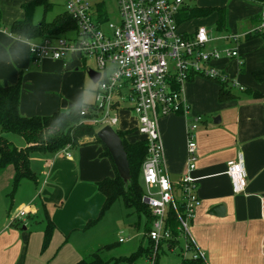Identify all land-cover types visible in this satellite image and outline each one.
Returning <instances> with one entry per match:
<instances>
[{
	"label": "crops",
	"instance_id": "crops-1",
	"mask_svg": "<svg viewBox=\"0 0 264 264\" xmlns=\"http://www.w3.org/2000/svg\"><path fill=\"white\" fill-rule=\"evenodd\" d=\"M31 1L0 0V83L5 86L36 75L32 71L34 65L27 42L8 32L13 22L24 18L21 6ZM185 3L184 7L192 8L225 7V30L215 36L206 29L212 39L225 37V40L211 42L209 49L229 48L238 52V59L222 58L212 62V66L227 79L234 98L219 103L216 83L199 76L188 81L182 90L187 112L159 120L164 168L174 188H178L181 177L186 174L187 127L198 116L218 114V124L213 123L217 117L210 123L201 120L194 133L197 163L190 176L197 179L201 205L196 210L190 235L204 264H264V220L260 217V197L264 195V98L244 92L247 88L264 97V80L257 81L252 76L254 71L264 70V41L261 37L245 39L248 34L263 31L264 9L262 4L251 0H189ZM191 3L197 4L192 6ZM98 4H103L106 13L104 2L98 1L92 4L97 15ZM181 16L178 14L177 18ZM197 26L203 25L193 24L189 30ZM43 61L38 64L44 65ZM45 62L57 68H66L73 63L50 59ZM225 63L234 67L229 68ZM30 93V83L23 82L19 104L21 116H47L55 111V106L48 109V104L33 100ZM120 114L129 116L134 124L132 130H135V117L120 112L118 119ZM7 135L17 138L14 140L18 145L25 147L21 137ZM128 137L130 135L126 137L127 141ZM66 152L70 154L69 158L61 151L30 155L34 181L21 182L15 194L18 195L14 197L18 206L11 218L0 214V264H75L83 259L86 251L101 244L92 245L94 242L87 243L89 240L85 244L82 235L89 229H85L87 222L98 216L103 203L97 183L113 178L115 171L110 161L101 157L100 144L70 148ZM238 155L243 159L246 188L244 193L236 195L225 171L226 163L236 160ZM13 174L10 166L0 171V195L10 188ZM218 205L224 208L221 217L208 214ZM21 211H25L27 217L18 226L13 222ZM46 217L52 220L55 230L47 248L41 251ZM147 241L146 248L150 246L148 238ZM129 255L113 258L114 264L115 259Z\"/></svg>",
	"mask_w": 264,
	"mask_h": 264
},
{
	"label": "built area",
	"instance_id": "built-area-1",
	"mask_svg": "<svg viewBox=\"0 0 264 264\" xmlns=\"http://www.w3.org/2000/svg\"><path fill=\"white\" fill-rule=\"evenodd\" d=\"M186 1L189 0H117L120 21L115 24L109 20L101 21L95 7L86 0H65L64 11L76 25L71 38H46L39 42L24 40L33 64L43 59L68 64L74 57L93 58L95 71L100 75L95 84L94 103L80 108L81 116L91 112L92 108L94 117L88 120V124L101 128L109 126L115 130L120 112L135 117L134 129L147 148L141 183L142 202L152 217L151 229L146 234L154 251L150 257L152 264L159 244L172 239L168 212L170 208L176 210L178 194V205L182 208L177 213L178 241H183L181 256L203 260L190 235L196 210L201 205L197 179L190 173L196 168L194 133L202 118L196 117L187 127L186 174L181 177L178 188H174L164 168L159 120L187 112L182 90L190 79L199 76L225 82L227 79L212 66V62L239 57L236 50L229 48L209 49L211 42L225 40V37L212 39L204 26L197 27L192 38L181 36L177 17ZM68 149L70 147L66 146L61 151L66 158L70 156L66 152ZM225 174L232 192L236 195L244 193L246 178L241 155L226 163ZM25 216L26 212L21 211L18 218ZM260 217L264 220V195L260 197Z\"/></svg>",
	"mask_w": 264,
	"mask_h": 264
},
{
	"label": "trees",
	"instance_id": "trees-1",
	"mask_svg": "<svg viewBox=\"0 0 264 264\" xmlns=\"http://www.w3.org/2000/svg\"><path fill=\"white\" fill-rule=\"evenodd\" d=\"M54 4L49 0H32L21 6L24 12V18L13 22L8 32L12 36L33 42H39L46 38L68 37L76 29L75 22L65 12L57 14L51 21H45V16L52 11ZM264 9V2L262 3ZM41 8L43 19L39 23L33 21V15L36 9ZM98 18L101 21H107L103 4H98ZM225 7H183L177 18L178 26L183 38H192L197 27L186 31L183 29L185 24L193 22L196 18H204L210 14L215 15V30L222 33L225 30ZM261 37L264 41V28L262 32H254L245 36L246 40ZM31 63L32 60H31ZM252 76L257 81L264 80V70H257L252 73ZM191 80V79H190ZM189 80V81H190ZM211 80V79H209ZM218 85V102L223 103L234 98L229 88L228 81L221 82L219 80H211ZM247 95H253L256 98L263 99L261 93L245 89ZM21 95L20 80L13 85H2L0 83V171L7 167H12L14 174L10 182L9 197L12 198L16 194L23 180L34 181L35 176L30 168V155L33 153H56L60 152L69 146L71 149H76L80 146L90 144H100L102 146L101 157L107 158L114 171L113 178H106L97 183V190L103 197V203L98 216L87 222L85 229L96 225L104 214L111 208L116 201H121L126 209L134 210L138 215L143 214L149 216V210L142 202L143 186L141 183V172L143 163L147 157L146 143L143 139L135 142L127 141L126 137L135 130L120 131L116 133L121 139L123 148L127 154V160L130 169V181L127 184L119 178L116 169L112 163L111 157L106 148L96 138V126L88 124V120L94 117L92 112L84 116L80 115V109L74 110V106L66 111L58 110L47 116L23 117L19 113ZM100 130V129H99ZM12 134L21 137L25 142V147L17 148L11 142L4 138L5 135ZM176 204V210L170 208L168 212V224L171 229L172 239L167 245L168 249L178 244V221L177 213H180L181 206ZM150 227L147 228L146 234L151 229L152 217L149 216ZM15 224V222H13ZM55 230V225L48 217L45 218V228L43 231V241L41 251H44L51 239ZM150 246L146 249L139 248L136 252L126 257L115 259V264H137V261L148 252ZM111 245H105L95 251L88 259H81L75 264H104L105 261L100 257L99 252L108 250ZM195 251V250H192ZM196 262L204 264L200 258L184 259L182 264H195ZM156 264V262H154Z\"/></svg>",
	"mask_w": 264,
	"mask_h": 264
},
{
	"label": "rangeland",
	"instance_id": "rangeland-1",
	"mask_svg": "<svg viewBox=\"0 0 264 264\" xmlns=\"http://www.w3.org/2000/svg\"><path fill=\"white\" fill-rule=\"evenodd\" d=\"M54 6L52 11H50L45 16V21H51L57 14L64 11V3L62 0H50ZM87 1V0H86ZM98 1H103L106 7V18L115 24H118L120 17L118 14L117 0H91L89 2L91 5L97 3ZM207 2V1H206ZM192 6L197 3H191ZM94 6V5H92ZM215 15L210 14L204 18H196L194 22L187 24L183 27L184 30L189 31L190 28L195 25H203L212 35L218 36L219 34L215 30ZM43 19L42 9H37L33 15V21L35 23L41 22ZM73 35H68L71 38ZM218 45H221L218 43ZM219 47V46H218ZM44 60V61H43ZM44 65L33 64L32 71H35L36 75H32L30 78L21 77V85L23 82L30 83L31 86V95L32 99L40 103L48 104V109L55 106V111L61 110L68 107L69 104L75 106L77 104L80 107L76 110L78 111L82 105L89 106L94 103V91L96 85L93 84L86 75L87 70H95L96 63L93 58L82 59L80 57H74L73 63L71 66L66 68H57L55 66L49 65L43 59ZM51 60V59H50ZM48 61V60H46ZM224 63V62H222ZM227 67H234L231 63H225ZM36 65V66H35ZM75 69H78V72H75ZM185 89V85L183 86ZM53 111V112H55ZM52 112V111H51ZM52 112V113H53ZM50 113V114H52ZM41 116V115H38ZM45 116V115H43ZM219 118L218 114L208 113L205 116L201 115L202 120H207L209 123L213 121V118ZM130 120V121H129ZM134 127L133 121L126 114H120L119 125L114 127L115 131H126L127 129L132 130ZM97 131L101 127H96ZM4 138L11 141L14 146L24 147L18 145V142L12 138L10 135H5ZM140 137L137 133L130 134L128 137L129 142H135L139 140ZM9 190H6L3 194L0 195V214L5 215L7 218H11L18 206L14 197H9ZM176 202H180V196L177 195ZM149 216L150 213H149ZM143 214H137L132 209H126L122 202L116 201L111 208L104 214V216L99 220V222L92 226L91 228L84 230L82 237L84 238V243H93L98 244L93 247L92 250L86 251L83 254V259H88L95 250L104 245H111L108 250L100 251V257L105 261L104 264H114L113 258L119 255H129L136 252L139 248L146 249L148 246V241L146 237V230L150 227V222ZM25 216L23 219L19 217L16 218L15 223L18 226H21L22 220H26ZM44 220L43 218H41ZM45 225V222H44ZM119 239H122L123 242L119 244ZM169 242L160 243V248L157 250L155 255V261H158L157 264H182V244L183 241H179L178 244L173 246L172 249H168L167 245ZM152 245V244H151ZM154 254L153 249L151 248L148 252L143 254V257L137 261V264H152L150 259L151 255ZM148 257V260H146ZM121 258V257H119ZM118 259V258H117ZM120 264V263H118ZM195 264H200L196 262Z\"/></svg>",
	"mask_w": 264,
	"mask_h": 264
},
{
	"label": "water",
	"instance_id": "water-1",
	"mask_svg": "<svg viewBox=\"0 0 264 264\" xmlns=\"http://www.w3.org/2000/svg\"><path fill=\"white\" fill-rule=\"evenodd\" d=\"M256 3L262 4L264 0H251ZM89 80L96 84L99 79V73L95 70H87L86 72ZM73 105H69L71 108ZM213 123L216 125L219 123V118L214 119ZM96 138L101 142V144L106 148L108 154L111 157L112 163L116 169L119 178L127 184L130 181V169L127 160V154L123 148L121 139L117 135L116 131L109 126L102 127L96 133ZM208 214L216 217H221L224 214V208L221 205L213 207Z\"/></svg>",
	"mask_w": 264,
	"mask_h": 264
},
{
	"label": "clouds",
	"instance_id": "clouds-1",
	"mask_svg": "<svg viewBox=\"0 0 264 264\" xmlns=\"http://www.w3.org/2000/svg\"><path fill=\"white\" fill-rule=\"evenodd\" d=\"M21 54H22V50H21ZM17 58H19V56H18ZM79 107H80L79 104L75 105V106H74V110H77Z\"/></svg>",
	"mask_w": 264,
	"mask_h": 264
}]
</instances>
